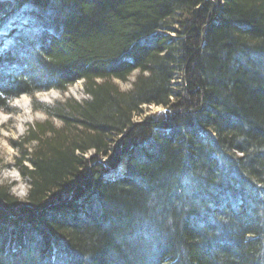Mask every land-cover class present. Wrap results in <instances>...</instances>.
<instances>
[{"label": "trees", "instance_id": "16d2710c", "mask_svg": "<svg viewBox=\"0 0 264 264\" xmlns=\"http://www.w3.org/2000/svg\"><path fill=\"white\" fill-rule=\"evenodd\" d=\"M2 28L1 110L89 97L35 104L62 124L0 183V264H264V0H1Z\"/></svg>", "mask_w": 264, "mask_h": 264}, {"label": "rangeland", "instance_id": "374dc122", "mask_svg": "<svg viewBox=\"0 0 264 264\" xmlns=\"http://www.w3.org/2000/svg\"><path fill=\"white\" fill-rule=\"evenodd\" d=\"M137 74L139 73L136 70L128 77L127 80L116 79L115 82L121 89L129 90L132 87V83L134 82ZM25 97L29 100L31 105V112L29 114H24L23 109L15 103H12V105L18 111V113L13 112L14 109H11L10 111H3L0 109V183L12 184V193L22 199L27 194L29 187V181L27 177L22 174V165H31L29 161L24 162L23 159L25 153L29 152L35 144V142L27 140V125H35L37 122H44L48 119L47 115L44 113L33 110L32 99L28 96ZM35 97L38 100L50 103L54 100L62 101L68 97L82 100L89 96L84 91L83 79H80L69 86L66 91L61 92L60 90L58 91V89L51 88L47 91L36 94ZM166 110L167 107H163L161 105L144 106L142 116L138 115L135 118L141 119L146 115H155L157 113L160 114ZM50 119L54 126L59 127L61 125L58 119ZM119 137H121V135H119ZM90 154L91 153H88L87 155L89 156ZM118 164L120 168L123 165L125 166L123 159L120 160L116 165Z\"/></svg>", "mask_w": 264, "mask_h": 264}, {"label": "bare ground", "instance_id": "6f19581e", "mask_svg": "<svg viewBox=\"0 0 264 264\" xmlns=\"http://www.w3.org/2000/svg\"><path fill=\"white\" fill-rule=\"evenodd\" d=\"M10 17H13V14H12V12L10 13ZM6 31V28H2V29H0V34H2V32L3 31ZM22 33V32H21ZM12 36H16V37H18V36H20V34H18V33H14V34H12ZM20 38V37H19ZM43 91L40 89V90H37V91H34V92H32V93H23V94H21L20 96H17V97H14V98H11V100L9 101V104H10V106L14 109V111L13 112H16V113H18V111L14 108V106L12 105V103L14 104H16V105H19L22 109H23V113L24 114H29L30 112H31V105H30V103H29V100L25 97V96H28V97H30L31 99H32V109L33 110H35V111H40V112H42V113H44L45 115H47V120H50L51 121V119L50 118H56V117H51L47 112H46V110H44V108H42V107H40V106H35V104H46V105H53L54 103H55V101L56 100H54L53 102H44V101H41V100H38V99H36V94H39V93H42ZM47 95V94H46ZM48 97V96H47ZM56 119H58V118H56ZM59 120V119H58ZM59 122H60V124H62L61 123V121L59 120ZM28 126V133H29V131H30V128L31 129H35V127H34V125H30V124H28L27 125ZM27 143V142H26ZM28 144V143H27ZM24 162H26V161H28L27 160V158H26V153H25V155H24ZM101 161L102 162H104L105 163V161H108V156L107 155H102L101 156ZM122 162V161H121ZM121 165V164H120ZM125 165H126V163H125ZM26 166H29L28 164L26 165ZM124 169V165L120 168V166H119V164L118 165H115V166H113V167H111V166H108V168H107V174L109 175V176H111V175H113V176H116L115 174H117V175H119L120 173H121V171Z\"/></svg>", "mask_w": 264, "mask_h": 264}]
</instances>
